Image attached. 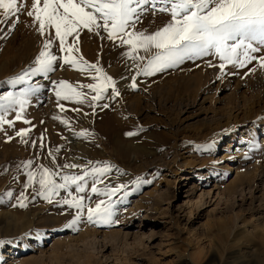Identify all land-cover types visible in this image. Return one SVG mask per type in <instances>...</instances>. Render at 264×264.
Here are the masks:
<instances>
[{"label": "rangeland", "instance_id": "obj_1", "mask_svg": "<svg viewBox=\"0 0 264 264\" xmlns=\"http://www.w3.org/2000/svg\"><path fill=\"white\" fill-rule=\"evenodd\" d=\"M32 3L22 4L15 27L11 20L0 23L9 27L5 40L0 39V54L11 49L8 60L21 63L0 79V97L11 93L26 100L23 108L17 103L0 110V117L11 122L0 123V264H261L264 67L259 57L264 46L251 53L257 59L244 67L227 64L221 70L222 61L213 50L151 77L137 73L158 50L142 62L127 56L104 66L101 61L126 44L113 45L99 29L82 28L71 53L77 66L64 62L68 53L61 48H50L57 57L53 70L32 75L44 48L39 45L44 39L39 23L27 15ZM163 6L159 0L142 4L139 19L129 27L167 14L159 11ZM137 53L134 56L147 57ZM92 54L96 61H91ZM88 65L112 77L119 95L110 85L101 99L93 100L96 91L86 86L97 84L94 77L100 74ZM60 81L82 95L64 99L61 91L57 97ZM106 112H118L130 126L127 131L110 136L101 132ZM227 121H243L236 133L240 138L244 131L247 140L256 125L252 141H245L240 154L225 149L231 134L221 135L220 126ZM82 132L86 135H79ZM105 165L110 171L96 177L100 182L85 176ZM41 166L56 173L51 178L57 184L65 175L84 180L69 183L46 200L37 195ZM237 167L242 174L250 172L253 186L232 195L227 186L236 178ZM28 172L36 174L31 186ZM94 182L100 189L124 187L109 197L92 192ZM77 184L83 192L77 191ZM73 196H83L85 205L74 224L77 209L62 203ZM109 199L115 222H89L87 209Z\"/></svg>", "mask_w": 264, "mask_h": 264}, {"label": "snow or ice", "instance_id": "obj_2", "mask_svg": "<svg viewBox=\"0 0 264 264\" xmlns=\"http://www.w3.org/2000/svg\"><path fill=\"white\" fill-rule=\"evenodd\" d=\"M149 2L150 0H79V2L77 0H33L31 10L27 11V15L34 17V22L39 23L37 30L42 35L46 28L55 29V36L60 42L61 51L68 53L64 57V62L70 63L74 67L78 62L71 56L73 47L66 45V39L73 34L78 38L80 28L91 31L93 28L103 27V30L108 33L109 39L119 38L122 44L130 46L126 55L133 59H144L143 56L133 55L139 48L148 51L155 47L158 51L138 71V75L141 73L152 75L155 72L172 68L186 59L207 56L213 50L214 54L222 61L219 65L221 70L227 64L244 67L247 62L257 59L251 53L260 51V48L254 47L253 42L264 46V0H159L165 5L159 11L171 14V21L168 24L151 35H146L144 32H126L130 22L134 18L135 20L139 19L138 9L141 5ZM151 2L155 5L157 0H151ZM0 10H2L0 15L3 17L0 19V23H9L11 20L13 21L12 26L15 27L23 7L18 3V0H0ZM98 20H102L103 24H99ZM124 36H127V39H124ZM53 42L51 39L45 41L43 50L36 58L37 66L32 69V75L37 73L47 75L53 70V63L57 60V57L50 51ZM76 50L78 51V49ZM259 60L260 66L264 67V56L259 57ZM83 63L87 64L86 61ZM88 67L95 69L100 74L99 78L94 77L99 80L97 84L86 86L96 91L93 100L101 99L110 85L115 95H119L112 77L107 76L96 65H88ZM132 87H136L135 83L132 84ZM59 89L56 95L60 97L61 91H63L65 92L64 99H71L73 95L79 98L82 95L67 81H60ZM17 103L23 108L26 100L19 99L9 93L5 97H0V110ZM107 106L104 105V107ZM20 118V115L17 114V119ZM4 122L11 123L0 117V123ZM21 134L18 133V135ZM133 134L128 133V135ZM79 135H86V133L82 132ZM28 164H31V161ZM41 167L43 168V166ZM64 167H76V165H65ZM110 167L105 165L102 168H93L90 173L86 171L85 176L91 175L95 182H100L96 180V177L105 175L110 171ZM35 175L33 172H28V186L33 183ZM53 175L56 173H52L48 168H43L40 173V188L37 195L46 200H51V197L59 189L67 188L69 183L84 180V177L65 175L62 177L64 182L57 184L51 178ZM123 187L124 185H119L116 188L100 189L94 183L91 190L94 193H102L111 197ZM77 191L83 192L84 188L77 184ZM21 198H25L24 193H21ZM83 201V196H73L71 199L62 201V203L77 209L73 224L80 219L85 208ZM20 206L24 207L25 204L21 203ZM114 215L113 202L110 199L107 202L102 200L95 205V208L87 209V220L91 223L110 225L115 222Z\"/></svg>", "mask_w": 264, "mask_h": 264}, {"label": "bare ground", "instance_id": "obj_3", "mask_svg": "<svg viewBox=\"0 0 264 264\" xmlns=\"http://www.w3.org/2000/svg\"><path fill=\"white\" fill-rule=\"evenodd\" d=\"M20 1V5L22 6V4L27 1V4L31 3L32 0H19ZM24 5V4H23ZM41 6H42V3H41ZM27 8V7H26ZM0 12H2V10H0ZM161 16V15H160ZM0 17H2V15H0ZM156 17V16H154ZM31 18V17H29ZM28 20V19H27ZM31 21V20H30ZM171 21V14L170 12H168L167 14H164L162 15L160 18L158 17L157 19L156 18H149L147 17V19H145L141 24L139 25H133L132 27H129V29H126L125 31L126 32H130V31H135V32H144L146 35H151L153 33H155L156 31H158L159 29L163 28L166 24H168L169 22ZM29 22V20H28ZM99 24H103V21H99ZM8 28H4L3 25H0V39H4V37L6 36V33L8 32ZM82 28H80L78 31L80 33ZM100 32L102 34H106L108 36V33L106 31L103 30V27L99 28ZM88 33V32H87ZM100 33V34H101ZM36 35V34H35ZM38 35V34H37ZM80 35V34H79ZM44 36V39L42 42L39 43V45L41 44L44 45L45 41L48 40V39H51L53 40V44L51 45V48H60V42L59 40L56 38L55 36V29L54 28H46L45 30V33L43 34ZM81 37V36H80ZM41 38V36H40ZM124 39H127V36H124L123 37ZM5 40V39H4ZM40 40V39H39ZM38 40V41H39ZM42 40V38H41ZM76 40H77V37L75 34H73L72 36H69L67 37L66 39V45H72L73 47V50H75V47H76ZM37 41V39H36ZM113 42H111L113 45H118V44H122L120 39L119 38H116V39H112ZM87 43V42H86ZM79 44V43H78ZM31 45V44H30ZM80 45V44H79ZM253 45L254 47H259V44L256 43V42H253ZM29 46V45H28ZM40 46V47H41ZM86 46V45H85ZM89 46V45H88ZM27 48V47H26ZM30 48V47H28ZM42 48V47H41ZM88 49V48H87ZM90 49V48H89ZM121 49V48H120ZM27 50V49H26ZM130 50V46L129 45H126V47L122 48L120 51H114L113 54H111L110 56H108L106 59H103L101 61V64L104 65V66H108V65H111L113 62H116V61H121L123 60L125 57H127L128 55H126V53H128ZM157 49L155 47H152L150 48L148 51H145L143 48H139L133 55H135L137 52H140V53H144L145 52V57L144 59H147L149 55L152 54V52H155ZM13 50L11 49H8V50H4L2 51V53L0 54V57H2L0 59V79L2 78V76L11 71L15 68V66H18L17 63H19V61H9L8 58L6 57V55H10L12 53ZM14 52V51H13ZM26 52V51H25ZM214 53V51H213ZM24 54V53H23ZM138 54V53H137ZM20 54H17L16 56H19ZM89 55V54H88ZM87 55V56H88ZM210 55V54H209ZM22 56V55H21ZM97 56H95V54L91 56V61L95 60L96 61V58ZM21 59V58H20ZM140 60V59H139ZM24 61V60H23ZM22 61V62H23ZM186 61V60H185ZM142 62V60H141ZM147 63V62H146ZM21 64V63H19ZM183 64V63H182ZM154 74V73H153ZM152 77V75H151ZM150 77V78H151ZM40 81H43V79H38L36 82H40ZM220 87V86H219ZM219 89V88H218ZM217 89V90H218ZM111 95V94H110ZM141 97V96H140ZM147 97V96H146ZM121 104V103H120ZM192 104V103H191ZM136 105V104H135ZM188 107V106H187ZM191 107V106H190ZM193 107V106H192ZM144 109V108H143ZM115 112V110H114ZM118 113V112H117ZM117 113H111V112H106L105 115L103 116L101 122L99 123L100 124V131L103 132L104 134L107 135H112L111 133L112 132H118V133H124L127 131L128 129V126L125 122H123L121 119H120V115H118ZM244 121V120H243ZM243 121H237V122H231V121H227V122H222L220 128L222 127V133L221 135L223 134H231L230 136V140L227 144V147L225 148L226 150H229L230 152H234L237 154V153H241L243 152V150L245 148H243V145L245 143V141H248V142H251L252 139H253V133H255L256 131V128L255 126H251L252 128L250 129V131L247 133V137L249 138V140H247V138L244 136V131L242 132V136L239 138L238 137V134L236 133L237 131V127L238 125H240L241 123H243ZM245 122V121H244ZM130 127V126H129ZM248 131V129H245ZM115 135V134H114ZM245 137V138H244ZM234 154V153H232ZM80 156V155H79ZM233 156V155H232ZM73 159V158H72ZM83 161V160H81ZM74 162H79L80 163V160L78 161V158H74ZM82 163V162H81ZM13 164V163H12ZM14 165V164H13ZM250 166H253V165H250ZM240 168L241 167H237V174H236V178L234 179V181L232 183L229 184V186H227V189L229 191L230 194L232 195H235L236 193L238 192H244V188L245 187H252L253 186V183H252V176L250 175V172L248 173V171L245 173L243 172L244 174H242V170L240 171ZM252 168V167H251ZM231 169V168H229ZM250 169V168H249ZM95 183V182H94ZM103 183V182H102ZM1 185V184H0ZM100 185V183H99ZM98 186V185H97ZM5 193V192H4ZM42 197V196H41ZM127 210V209H126ZM12 218H15L16 217H12ZM26 227H29L30 225H32V223L27 220L26 222ZM25 225L21 228H24ZM263 238H264V232L263 233H260ZM42 239V238H41ZM61 240V239H60ZM40 242V241H39ZM61 247V246H60ZM239 251H232L231 254H234V253H238ZM1 254V253H0ZM261 264H264V259H261ZM33 264V263H32Z\"/></svg>", "mask_w": 264, "mask_h": 264}]
</instances>
